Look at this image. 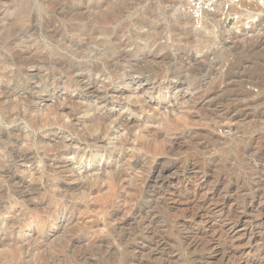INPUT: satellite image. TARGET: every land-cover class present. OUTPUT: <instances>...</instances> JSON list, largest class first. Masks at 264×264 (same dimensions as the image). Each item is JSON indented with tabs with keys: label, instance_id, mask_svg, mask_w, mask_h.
Listing matches in <instances>:
<instances>
[{
	"label": "rangeland",
	"instance_id": "374dc122",
	"mask_svg": "<svg viewBox=\"0 0 264 264\" xmlns=\"http://www.w3.org/2000/svg\"><path fill=\"white\" fill-rule=\"evenodd\" d=\"M0 264H264V5L0 0Z\"/></svg>",
	"mask_w": 264,
	"mask_h": 264
},
{
	"label": "built area",
	"instance_id": "2783aa9c",
	"mask_svg": "<svg viewBox=\"0 0 264 264\" xmlns=\"http://www.w3.org/2000/svg\"><path fill=\"white\" fill-rule=\"evenodd\" d=\"M195 19L217 14L218 10H229L232 7L248 4H259L263 7L264 0H182Z\"/></svg>",
	"mask_w": 264,
	"mask_h": 264
},
{
	"label": "bare ground",
	"instance_id": "6f19581e",
	"mask_svg": "<svg viewBox=\"0 0 264 264\" xmlns=\"http://www.w3.org/2000/svg\"><path fill=\"white\" fill-rule=\"evenodd\" d=\"M186 15H188L189 16V14H186ZM190 17V16H189ZM212 17H213V15H212ZM237 18H239V17H237ZM216 19V18H215ZM247 19H249V18H247ZM239 20V19H238ZM246 20V19H245ZM244 20V21H245ZM237 21V20H236ZM251 21V20H250ZM253 22V21H252ZM207 23H208V21H207ZM236 23H239V22H236ZM246 23H248V21H246L245 22V24L244 25H246ZM252 24V23H251ZM205 25V24H204ZM238 25V24H237ZM240 25V24H239ZM242 25H243V23H242ZM206 26H207V24H206ZM247 26V25H246ZM252 26V25H251ZM236 27H238V26H236ZM250 28V27H249ZM123 121V120H122ZM130 123V121H125V124L126 125H128Z\"/></svg>",
	"mask_w": 264,
	"mask_h": 264
}]
</instances>
